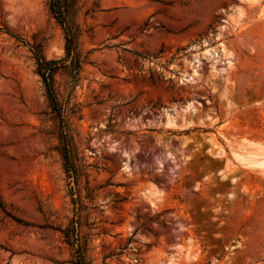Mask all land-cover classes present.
<instances>
[{
  "label": "rangeland",
  "instance_id": "rangeland-1",
  "mask_svg": "<svg viewBox=\"0 0 264 264\" xmlns=\"http://www.w3.org/2000/svg\"><path fill=\"white\" fill-rule=\"evenodd\" d=\"M171 259L264 264V0H0V264Z\"/></svg>",
  "mask_w": 264,
  "mask_h": 264
},
{
  "label": "trees",
  "instance_id": "trees-1",
  "mask_svg": "<svg viewBox=\"0 0 264 264\" xmlns=\"http://www.w3.org/2000/svg\"><path fill=\"white\" fill-rule=\"evenodd\" d=\"M53 9V7H52ZM54 10V9H53ZM72 39L70 37L67 38V49H66V58L70 57V48H71ZM35 61H36V72L39 75L40 79L42 80L45 90L46 96L49 103L53 106L54 110H57L58 107V100L54 94L53 87H52V78L53 75L58 70V61H48L43 56L39 54H35Z\"/></svg>",
  "mask_w": 264,
  "mask_h": 264
},
{
  "label": "bare ground",
  "instance_id": "bare-ground-1",
  "mask_svg": "<svg viewBox=\"0 0 264 264\" xmlns=\"http://www.w3.org/2000/svg\"><path fill=\"white\" fill-rule=\"evenodd\" d=\"M167 264H176L172 259L167 262Z\"/></svg>",
  "mask_w": 264,
  "mask_h": 264
}]
</instances>
